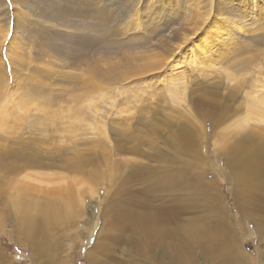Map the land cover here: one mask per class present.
<instances>
[{
  "label": "rangeland",
  "instance_id": "obj_1",
  "mask_svg": "<svg viewBox=\"0 0 264 264\" xmlns=\"http://www.w3.org/2000/svg\"><path fill=\"white\" fill-rule=\"evenodd\" d=\"M230 263L264 264V0H0V264Z\"/></svg>",
  "mask_w": 264,
  "mask_h": 264
},
{
  "label": "bare ground",
  "instance_id": "obj_2",
  "mask_svg": "<svg viewBox=\"0 0 264 264\" xmlns=\"http://www.w3.org/2000/svg\"><path fill=\"white\" fill-rule=\"evenodd\" d=\"M239 163V162H238ZM32 220V219H31ZM29 222V221H28ZM28 222H26V224H22L23 225V229H24V235L26 236L28 233H30V235H32L33 233V231H32V224L30 225V228H28V225H29V223ZM32 222H33V220H32ZM22 228V227H21ZM180 232V231H179ZM32 233V234H31ZM154 236V235H153ZM40 238V237H39ZM36 240V239H35ZM180 240V239H179ZM182 241H179L178 243H176V246L178 247V248H176L174 245V243H167V244H169V245H166V246H171V247H174V249H180L181 251H186V248H187V243L188 242H185V240L184 239H181ZM30 241H32V239L30 240ZM39 241V240H38ZM37 241H35V242H33L32 241V246H37V244H39V243H37ZM41 244V243H40ZM170 251L172 250L171 248H169V247H167ZM36 249V248H35ZM38 251V250H37ZM173 251V250H172ZM36 252V251H35ZM39 253V252H38ZM184 253V252H183ZM37 254V253H36ZM181 256H182V253H181ZM230 264H232V263H230Z\"/></svg>",
  "mask_w": 264,
  "mask_h": 264
}]
</instances>
